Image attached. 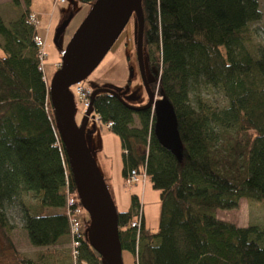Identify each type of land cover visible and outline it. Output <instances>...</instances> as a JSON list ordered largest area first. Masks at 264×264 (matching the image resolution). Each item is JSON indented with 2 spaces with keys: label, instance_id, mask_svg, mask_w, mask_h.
<instances>
[{
  "label": "trees",
  "instance_id": "obj_1",
  "mask_svg": "<svg viewBox=\"0 0 264 264\" xmlns=\"http://www.w3.org/2000/svg\"><path fill=\"white\" fill-rule=\"evenodd\" d=\"M79 1L90 10L96 0ZM140 1L148 85L172 107L176 137L167 146L157 140L150 109L134 111L108 92L93 98L97 121L110 123L120 140L123 179L135 171L159 192L154 231L144 225L137 196L126 212L117 211L121 250L134 264H264V226L240 228L216 216L241 199L264 202V49H253L251 28L261 19L259 0ZM10 4L23 10L10 22L0 12V232L11 229L5 211L17 204L32 246L74 240L75 264H101L84 230L71 234L67 199L69 208L82 207L56 129L30 0ZM133 13L134 6L127 18ZM201 86L220 91L226 105H209ZM49 253L27 258L5 233L0 264H38Z\"/></svg>",
  "mask_w": 264,
  "mask_h": 264
},
{
  "label": "water",
  "instance_id": "obj_2",
  "mask_svg": "<svg viewBox=\"0 0 264 264\" xmlns=\"http://www.w3.org/2000/svg\"><path fill=\"white\" fill-rule=\"evenodd\" d=\"M140 0H96L61 51L59 69L49 85L56 129L68 158L75 191L81 207L89 217L86 240L100 257L101 264H123L117 231V209L110 197L85 140L91 103L96 94L108 92L119 97L134 111L150 109L155 114L154 132L162 145H170L176 137V118L172 107L162 99L155 100L145 74L143 58L144 22ZM134 6L137 22L136 57L147 102L130 106L120 95L107 89H95L90 106L79 123L75 121V102L70 87L85 80L105 57L127 24V13ZM66 20L56 35L67 26Z\"/></svg>",
  "mask_w": 264,
  "mask_h": 264
},
{
  "label": "rangeland",
  "instance_id": "obj_3",
  "mask_svg": "<svg viewBox=\"0 0 264 264\" xmlns=\"http://www.w3.org/2000/svg\"><path fill=\"white\" fill-rule=\"evenodd\" d=\"M54 2L55 0H30V4L28 5L30 13L34 18L39 17V15L42 18V21L40 23L37 22L38 24L35 26L37 29L38 27L42 28L47 23L45 14L48 11H51ZM62 8L68 13V17H72L71 21L64 28V30L58 34V44H60L61 48H64L75 30L83 21L87 12H89V6L84 3H80L79 0H65V4L62 5ZM259 8L261 11V19L258 22L251 24V28L254 31L253 49H264V0H259ZM22 10L23 7H12L10 0H0V12L6 22L16 19ZM127 24V27H124V30L119 35L120 38L116 44L121 40V38L127 36V34L131 36V43L133 45L134 52L131 54L132 57L130 59L131 62H133V67L129 59L125 56L126 44L124 43V40H122L121 43H118L117 45L115 44L117 49L109 51L98 66L85 80L81 82V84L85 88L88 86L90 89H96L98 87L97 89L111 90L120 95L127 104L135 107L134 100H136L138 91L144 92V90L141 85L135 54L137 22L134 13L128 19ZM38 33H40V30H38ZM0 54H2L1 50ZM122 55H124V59ZM59 65L60 63L57 68ZM42 71L46 84L50 85L52 77L56 72V68L51 63H48L47 59H45ZM145 74L146 78L150 81L152 79V74L149 72L146 65ZM152 93L156 95V98H160L155 92ZM198 94L214 108H222L226 105V99L223 94L220 91L211 89L208 86H201ZM74 102L75 121L76 123H79L83 117V109L77 100ZM133 126L139 127L137 117H134ZM101 131L107 132V128L100 125L94 113L91 114L85 128V140L90 153V149L92 147L90 144L91 136L95 135L98 137L96 139V145H98V143L100 144L99 137ZM91 155H93V151ZM92 159L97 167L95 157L92 156ZM141 178L143 177L141 176ZM132 184H129V186ZM28 197L30 198V195H28L27 198ZM5 214L11 229L4 232L14 245L15 249L23 256L37 261L40 255L44 254L47 250H51V253L43 255L42 261L38 264H75L74 251L76 246L73 241L71 242L70 239H63L59 243L50 247H34L30 244L26 231L23 228L20 207L17 204L7 206ZM216 216L219 219L226 220L240 228H245L251 225L264 226V202L250 203L245 199H241L237 209L228 211L218 210L216 212ZM67 217L70 221V217L68 215ZM71 222L75 226H78V229H83L86 233L89 225L88 214L83 208H80L78 214L71 217L70 224ZM4 232H0V246L4 245ZM122 261L123 264H134L133 257L128 252H122Z\"/></svg>",
  "mask_w": 264,
  "mask_h": 264
},
{
  "label": "crops",
  "instance_id": "obj_4",
  "mask_svg": "<svg viewBox=\"0 0 264 264\" xmlns=\"http://www.w3.org/2000/svg\"><path fill=\"white\" fill-rule=\"evenodd\" d=\"M63 4H58L54 2L51 11H48L45 14L47 23L42 28L38 27L37 29L36 27V37L41 43V52L43 54L42 66L44 64L45 59H47V62L54 65L56 70L58 64L60 63V58H59L60 44H58V36L56 35V31L66 20L68 21V23L71 21V19H69L68 17V13L65 12L64 9L62 8ZM35 19H36V25L42 21L40 15ZM38 30H40V33H38ZM119 38L120 37L117 38V40L112 45L109 51H111L112 49L114 50L117 49L116 45L118 43H121L122 40H124V43L126 44L125 56L131 62L130 59L132 57L131 54L134 52V48L131 43V36L127 34V36L121 38V40L116 44ZM135 54H136V50H135ZM122 57L124 59V55H122ZM131 64L133 67V62H131ZM141 85L143 87L142 80H141ZM86 88L89 87L86 86ZM91 90H95V89H91ZM146 102H147V95L145 90L144 92L138 91L136 100H134V105L141 106L144 105ZM97 138L98 137L95 135L91 136V140H90V144L92 146L90 149L91 154L93 151L92 156H94L96 159V165L98 167L99 173L103 178L104 182L106 183L108 192L117 211L126 212L130 206L131 195H135L138 197L140 202V209L142 212V218L145 227L153 231L156 230L158 226V218H159V210H160L159 192L154 190L151 184L149 183V181L146 178H141V176L138 177L137 182L129 186V184L126 183V181L123 179L121 173L122 149L119 138L108 129L107 132L104 131L100 132V137H99L100 144L98 143V145H96Z\"/></svg>",
  "mask_w": 264,
  "mask_h": 264
},
{
  "label": "built area",
  "instance_id": "obj_5",
  "mask_svg": "<svg viewBox=\"0 0 264 264\" xmlns=\"http://www.w3.org/2000/svg\"><path fill=\"white\" fill-rule=\"evenodd\" d=\"M55 2L58 3V4H63V3H65V0H55ZM32 22L36 23V19L32 18ZM34 41H35V45L40 50L39 59H40V62H41V67H42L43 54L41 52V43L39 42L37 37H35ZM71 91H72L74 99L77 100L81 104V107L83 109L82 114L84 115L86 113V110L90 106L91 90L89 88L83 87L81 83H77V84H74L72 86V90ZM156 99L159 100L160 98H156ZM105 127L107 129H109L111 127V124L108 123V124L105 125ZM141 176L143 178H146L145 175H141ZM138 177H139V175L135 171H132L130 173L129 179L127 180V183L128 184H132V183L137 182ZM72 204H73L72 199L68 198L67 199V206H66V214L70 217V221H71V217L73 215L78 214L79 209H80L78 207H75L73 209L69 208V206H72ZM70 226H71V234L72 235L78 234V232H79L78 226H75L72 222H71ZM73 243H74L75 246H77V242H75L73 240Z\"/></svg>",
  "mask_w": 264,
  "mask_h": 264
},
{
  "label": "bare ground",
  "instance_id": "obj_6",
  "mask_svg": "<svg viewBox=\"0 0 264 264\" xmlns=\"http://www.w3.org/2000/svg\"><path fill=\"white\" fill-rule=\"evenodd\" d=\"M36 28V27H35ZM61 62V61H60Z\"/></svg>",
  "mask_w": 264,
  "mask_h": 264
},
{
  "label": "flooded vegetation",
  "instance_id": "obj_7",
  "mask_svg": "<svg viewBox=\"0 0 264 264\" xmlns=\"http://www.w3.org/2000/svg\"><path fill=\"white\" fill-rule=\"evenodd\" d=\"M145 65V64H144Z\"/></svg>",
  "mask_w": 264,
  "mask_h": 264
}]
</instances>
